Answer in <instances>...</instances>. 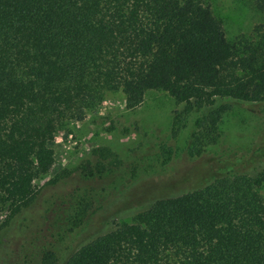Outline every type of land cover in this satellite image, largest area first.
Segmentation results:
<instances>
[{
	"label": "trees",
	"instance_id": "obj_1",
	"mask_svg": "<svg viewBox=\"0 0 264 264\" xmlns=\"http://www.w3.org/2000/svg\"><path fill=\"white\" fill-rule=\"evenodd\" d=\"M256 32L258 44L230 42L206 0H0V233L37 198L55 135L109 92L129 110L167 93L199 114L193 154L217 145L227 112L264 107V27ZM244 162L207 163L190 189L41 264H264V146Z\"/></svg>",
	"mask_w": 264,
	"mask_h": 264
},
{
	"label": "rangeland",
	"instance_id": "obj_2",
	"mask_svg": "<svg viewBox=\"0 0 264 264\" xmlns=\"http://www.w3.org/2000/svg\"><path fill=\"white\" fill-rule=\"evenodd\" d=\"M221 19L230 42L264 27L255 0H206ZM164 92L150 91L143 104L126 108L121 92H109L103 102L55 135V157L47 175L36 184L35 201L0 233V264H41L46 252L60 260L96 238L133 223L160 197L190 189L204 165L219 166L226 158L247 162L264 146V107H236L220 124L222 140L193 154L199 114L185 115ZM185 121L177 124V116ZM114 157L104 160L100 150ZM103 173L99 164L110 165ZM206 168V167H205ZM93 171V172H92ZM264 197V183L259 189ZM6 215L3 216L5 218Z\"/></svg>",
	"mask_w": 264,
	"mask_h": 264
}]
</instances>
